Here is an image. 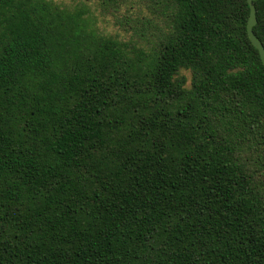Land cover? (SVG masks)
<instances>
[{"label": "trees", "instance_id": "16d2710c", "mask_svg": "<svg viewBox=\"0 0 264 264\" xmlns=\"http://www.w3.org/2000/svg\"><path fill=\"white\" fill-rule=\"evenodd\" d=\"M144 2L120 40L86 9L0 0V264H264L247 0Z\"/></svg>", "mask_w": 264, "mask_h": 264}, {"label": "rangeland", "instance_id": "374dc122", "mask_svg": "<svg viewBox=\"0 0 264 264\" xmlns=\"http://www.w3.org/2000/svg\"><path fill=\"white\" fill-rule=\"evenodd\" d=\"M68 10L86 9L85 16H91L95 27L106 35L120 40H128L133 35L131 27H140L142 17H152L144 0H114L110 5L104 0H49ZM124 16L129 18L124 19ZM126 20L129 22L127 23ZM189 78L187 72H182Z\"/></svg>", "mask_w": 264, "mask_h": 264}, {"label": "water", "instance_id": "95a60500", "mask_svg": "<svg viewBox=\"0 0 264 264\" xmlns=\"http://www.w3.org/2000/svg\"><path fill=\"white\" fill-rule=\"evenodd\" d=\"M254 1H257V0H247V3L249 5V16H248L247 25H246V31H247V35H248L250 42L252 43L254 48L258 51L260 60L264 66V47L262 43L260 42V40L253 33V27L256 24V9L253 4Z\"/></svg>", "mask_w": 264, "mask_h": 264}]
</instances>
